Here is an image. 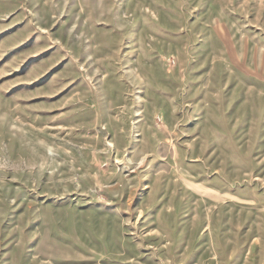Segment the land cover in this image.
<instances>
[{
  "label": "rangeland",
  "instance_id": "1",
  "mask_svg": "<svg viewBox=\"0 0 264 264\" xmlns=\"http://www.w3.org/2000/svg\"><path fill=\"white\" fill-rule=\"evenodd\" d=\"M0 264H264V0H0Z\"/></svg>",
  "mask_w": 264,
  "mask_h": 264
}]
</instances>
